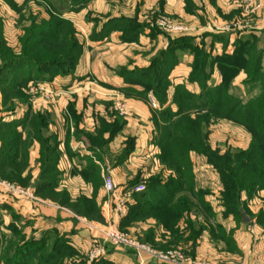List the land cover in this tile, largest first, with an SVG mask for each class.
Returning <instances> with one entry per match:
<instances>
[{
  "label": "rangeland",
  "instance_id": "374dc122",
  "mask_svg": "<svg viewBox=\"0 0 264 264\" xmlns=\"http://www.w3.org/2000/svg\"><path fill=\"white\" fill-rule=\"evenodd\" d=\"M238 1H230L231 9L238 6L231 16V12H222L224 5L217 0H210L209 4L206 0H184L181 13L166 11L164 0H0V23L6 42L4 50L0 49V148L5 147L11 157L16 156L17 146L26 147L25 154L17 153L18 160L22 159V168L29 171L26 175L20 171V178L31 177L29 154L33 144H39L34 167L38 168L36 181L29 178L23 184L18 177L2 175L0 179L33 190L42 201L32 202L50 203L68 211L73 207L64 205L67 200L69 204H79V209L89 207L95 219L81 220H85L90 230L96 231L90 224L104 229L111 224L129 239L157 252L181 251L193 264L226 261L256 264L257 259L264 260V185L253 191L243 190L237 209L236 204L228 206L227 202H234V198L224 195L222 170L214 163H224L231 154L234 157L245 153L253 139L250 128L243 119L234 117L236 109L225 99L233 98L235 104L236 100L245 104L253 98L264 99V19L259 31L252 28L257 17L264 18V6L258 15L257 8L247 7L246 0ZM207 4L211 15L216 13V17L234 20L231 27L237 33L234 40L228 34L231 30L226 28L212 25L214 29L208 33L205 29L209 21L200 20L201 28L194 34L197 30L192 13L205 12ZM177 25L182 28H174ZM249 26H252L250 30ZM40 30L42 34L63 37V41L44 38L38 34ZM116 41L120 62L111 67V59L108 62L103 57L102 62H97L96 75L92 68L95 59L98 56L101 60L99 53L110 45L115 46ZM70 51L66 57L64 53ZM11 58L17 59L16 63L6 66L3 62ZM20 59L25 64L19 66ZM56 60L66 62L58 67L60 70L55 76L76 77L84 72L89 77L83 85H78L86 99L98 94L100 86L107 89L97 78L104 75L99 72L100 68L113 73L122 83L114 99L95 98L101 111L96 112V117H88L92 125L76 127L83 117L74 110L73 98L79 88H72V105H68L75 126L72 132L54 131L49 125L50 116L31 110L32 93L42 91L46 100L56 95V91L42 83L45 71L57 70L55 64L46 67L42 61ZM31 76L32 79L25 81ZM129 95L140 96L152 111L153 136L151 144L144 148L136 147L139 139L136 132L132 135L125 131L130 115L126 103ZM151 97L155 99V106ZM118 102L125 105L127 113L120 112ZM22 109L20 118L17 115ZM258 114H264V109ZM263 121L259 124L263 125ZM175 129L177 135L173 133ZM72 139L81 140L77 148L70 145ZM148 149H152L149 154ZM42 150L50 151L56 167L48 177L44 176L53 180L51 188L39 195L35 185L42 177L45 158ZM64 154L75 156L87 165L94 161L99 168L106 164L115 166L130 158L131 164L124 166L130 177L123 180L120 176L118 179L110 176L114 188L107 191L103 179L98 177L99 170L91 167L92 179H85L93 187L91 194L71 196L66 187L73 190L76 180H61L57 171ZM140 186L142 190L136 191ZM101 187L104 191L99 195ZM0 191L4 192L1 188ZM125 193L132 199L129 204L123 197ZM97 198L109 202L112 212L117 214L111 223L106 221L103 205ZM123 201L128 209L125 215L118 208ZM143 208H148L147 212L139 213ZM242 213L248 219L246 222ZM8 241L4 242L0 233V264H36L51 249L43 244L35 258L31 252L17 257L14 240ZM112 246L132 251L141 264V256L134 248ZM211 248L225 259L213 261V254L206 255V250ZM98 252L101 254L104 250ZM148 260L164 264L149 255L145 263ZM89 264L103 263L94 260Z\"/></svg>",
  "mask_w": 264,
  "mask_h": 264
},
{
  "label": "crops",
  "instance_id": "0c3cea01",
  "mask_svg": "<svg viewBox=\"0 0 264 264\" xmlns=\"http://www.w3.org/2000/svg\"><path fill=\"white\" fill-rule=\"evenodd\" d=\"M164 1L166 11L180 13L183 11L184 0ZM206 1L209 4L210 0ZM217 1H219L220 4L224 5L222 9L223 13L226 14L228 12H231V16L236 13L235 8L238 6H233V8L231 9V0ZM252 1L253 6H251V9L253 10L257 8L258 15H260L261 8L264 6V0ZM208 4L206 5L207 8L205 12L199 10L196 13H192L194 15L193 18L195 19L194 29L196 28L197 30L196 32H194V34H197L199 31L198 29L201 28L199 25L200 20L206 22L209 21V27L205 29L208 33L211 32L210 30L214 29L213 26L226 28L228 30H231L228 34L229 36H231V40H234L232 38H235V35H237V33L235 32L236 30L233 31L231 28L232 25H234V20L222 19L219 16L216 17V13H213L214 15H211L209 11L210 6ZM237 12H239L238 9ZM257 18L258 21L256 22V24H254L255 26H249L248 30L251 29L250 27L254 28V30H260V24H262L264 18ZM239 25L240 24H238V26ZM117 45L118 44L116 41L115 46L110 45L109 49H106L105 51L99 53V55L102 56L101 60H98L97 56V58L95 59L96 62L92 66L93 72L96 75L98 74L96 73V71L98 72L97 69L99 68V66H97V62H102L103 57L104 60L108 62L109 59H111L109 63L111 67H113V64H115L116 62H120L119 60H117L119 58L120 50L117 48ZM99 72H103L104 75H100L101 77L97 76V78L100 79L102 83L104 82L103 84H106L104 86H107V89L102 88L101 86L98 89L101 91L104 90L105 92L99 91L98 94L90 95V99H86V95H84L83 92L84 90L78 87L79 84L82 83L83 85V82L87 78H89L85 77L84 72L82 74L78 73L76 77H72L71 75L55 76L53 78L45 79V81L42 83L45 84L47 89L56 91V95H54L52 98H49V100H46V94L44 92L42 93V91H38V93L36 94L32 93L31 101L33 102V104L31 110L34 112H45L48 116H50L51 122L49 123V125H51V128L54 131L56 130L58 132H64L69 130L72 132L74 131L75 126L71 121L72 115L70 113V106L68 105H72V88H79L77 96L73 98L74 110L77 114L83 116V119L81 118L82 121L80 120L79 123L76 124V127L82 129V127L87 126V124L92 125V123H90L91 121L88 120V117H91L92 115L96 117V112L100 110L99 103L98 105H96L95 101L97 99L100 100L101 98H103L102 96H104V98H106L105 100L108 101L114 99V97L119 94L118 86L120 84L122 85L118 77H116L113 73L108 71L104 72L102 68L99 69ZM87 100L89 101L88 103ZM91 103H94L95 105H92ZM126 103L130 109V115L127 117V127L125 131L131 133L132 135H135V132L138 134L139 139L136 146L137 148H144V146L147 147L151 144V138L153 136L151 126L152 111L150 109V106L140 96L129 95V97L126 99ZM20 112L21 113H18L17 116L21 118L23 117V109ZM80 141L72 139L70 145L74 148V146H79ZM151 150L152 149H148V154ZM77 151L80 152L79 149H77ZM38 154L39 144L35 142L29 154V169L31 170L29 174H31V181H36L38 178V168H34L36 165ZM67 155L64 154L63 157L59 159L57 171L61 180H76L77 185L73 190L69 189V187H66V190H68L71 196L80 195L81 193H83L84 195L91 194L90 192L93 191V187H91L85 181L86 178L92 179V177L89 175L91 167H96L99 170L98 177L103 179V181L105 174H108V176H112L114 179H118L120 176L123 180H127L130 177V172L125 170L124 168V166H128L129 164H131L132 159L130 158L122 162L121 164H115V166L106 164L105 166L102 165L101 168H99L94 161L87 165L84 164L83 161L76 160V158H74L75 156L71 157ZM27 172L29 171H24L23 175L28 174ZM103 187L100 188L99 195H101V192L104 191ZM32 188L34 189V187ZM118 192H120L121 194L122 189ZM125 195H129V193H125ZM129 197L127 198L128 204L132 202L131 197L130 199ZM97 200L101 205H103V214L106 218V221L111 223V220L115 215L117 216V214H114V212H112V206L109 204V202L101 200L99 198H97ZM69 211L66 209L58 208L50 203L32 202L23 198L12 197L7 193L0 191V233L4 237V242L8 243V240H10L11 238L12 240H14L13 245L16 246V252L22 249V247H25V250L23 249L21 252V256L25 253L31 252V255L33 256V258H35V256L38 255V251L41 246L43 247V244L47 245V247H51V249L47 252L45 264H56L60 261L66 262L65 264H89L90 261L94 260L102 263H104L105 261L108 262L107 264H139L132 251L123 247H113L112 244L105 241V238L102 234L99 235L98 233H96V231L90 230L87 224L84 222L85 220H81L88 219L87 217L80 216L74 213V211L71 209ZM98 250H104V252L101 254H96ZM71 251L72 253H74L69 254V252ZM212 254L214 255L212 256V259L215 262L225 259L224 256L220 257L216 255L218 253L216 251H212V248L206 250V255ZM233 263L226 261L222 264ZM144 264L159 263H157L156 261L148 260ZM256 264H264V260L257 259Z\"/></svg>",
  "mask_w": 264,
  "mask_h": 264
},
{
  "label": "trees",
  "instance_id": "16d2710c",
  "mask_svg": "<svg viewBox=\"0 0 264 264\" xmlns=\"http://www.w3.org/2000/svg\"><path fill=\"white\" fill-rule=\"evenodd\" d=\"M38 34H41V36H44V38H56V34L52 35L51 33L42 34V31L40 30V32ZM52 39V40H53ZM55 40H61L63 41V37L62 38H56ZM45 40L42 39V42H44ZM4 46H6V42L4 40L3 37V31H2V25L0 23V49L3 51L4 50ZM27 46V43H26ZM25 46V47H26ZM71 53H64L65 56H70L69 54ZM62 55V54H61ZM63 56V55H62ZM61 56V58L63 59V57ZM11 61H8V59H6L3 63L6 66H10L12 67V65L14 63H16L17 59H10ZM43 64H45L44 66L47 67V65H53L55 64L57 67V70L53 69L51 72H47L45 71V76L44 79L47 78H52L53 76H55L57 74V72L60 70V68H58L59 66H63L65 64V60H56V61H42ZM49 62V63H48ZM24 63V61L22 59H20L19 66L22 65ZM51 63V64H50ZM25 64V63H24ZM59 64V65H58ZM225 64L228 66H230V68H233L231 63L225 62ZM54 66V65H53ZM48 76V77H47ZM33 77H28L25 79V81H28L29 79H32ZM40 79V78H39ZM41 79H43V77H41ZM19 85V84H18ZM221 96H219L218 98H220ZM226 101H231L232 106L236 109V112L234 113V117H238L240 118L252 131L253 133V139H252V143L249 147V149L245 152V153H237L235 155H233L234 157H232L231 155H228L227 157L229 158V160L225 161L224 163H219L217 161H214L215 165L218 166L219 168H221V172L223 175V184L225 187V191H224V195L225 196H230L234 198V202L228 201L227 204L228 206H234L233 204H236L235 206H237L235 209H237L239 207V203H240V193L243 190H247V191H253L254 189H256L257 187L264 185V121L262 120V117L264 119V114L259 115L258 112L262 109H264V99L261 101V97L260 98H253L251 100H249L247 103L242 104L241 100H236V104L234 103L233 98H227L225 99ZM217 103V102H216ZM235 104V106H234ZM215 106H217V104H214ZM213 105V106H214ZM234 112V110H233ZM263 121V125H260L261 122ZM261 121V122H260ZM260 123V124H259ZM176 127V126H175ZM173 133L175 135H177V130H173ZM263 140V141H261ZM45 147V146H44ZM45 148H49V147H45ZM16 156H9L8 152L5 150V147L0 148V175H2L3 177H7V178H14V177H18V179L23 183L26 184L29 180L30 177H23L20 178V171H25V168H22V159L18 160L17 157V153L18 152H23V154L26 153V147H22V145L20 147H16ZM42 154L44 155V161L43 164L44 166L42 167V177L40 180L37 181V184L35 185V191L37 194L41 195L43 192H46L47 189L51 188V184L50 182L53 184V180L52 179H47L48 175L51 174L52 172H50L52 169H54V167H56V159L54 160L50 154V151H43L42 150ZM10 157V158H9ZM93 168V167H92ZM47 176V177H44ZM50 180V181H49ZM52 180V181H51ZM102 180V179H101ZM43 196V195H42ZM233 203V204H232ZM71 205L73 207V210L75 211V213H77L80 216H85L87 217L89 220L95 219L94 216H92V214L89 211V207H85V209L87 210H83V209H79V207L77 205V203L73 202L72 204H69V201H65L64 205ZM83 205V204H81ZM180 207H187V206H181ZM148 208H143L139 210V213H145L147 212ZM135 215H138L135 213ZM129 214L126 218H129ZM98 219V218H97ZM22 252V249L18 250L16 252V256L18 257ZM47 254H45L41 259H39L37 264H45L46 263V256ZM20 257V256H19ZM57 258V257H56ZM57 261V260H55ZM108 262H105L103 264H107ZM18 264V263H15ZM57 264V263H56Z\"/></svg>",
  "mask_w": 264,
  "mask_h": 264
},
{
  "label": "built area",
  "instance_id": "2783aa9c",
  "mask_svg": "<svg viewBox=\"0 0 264 264\" xmlns=\"http://www.w3.org/2000/svg\"><path fill=\"white\" fill-rule=\"evenodd\" d=\"M247 6H253V1L252 0H246ZM260 6V5H257ZM174 28H182L181 25H177ZM151 103L155 106L156 102L153 97L150 98ZM117 108L120 110L121 113H127V110L125 108V105L121 102L117 103ZM104 185L107 191H112L114 188V182L113 179L110 176H105L104 177ZM0 188L6 192L8 195L12 197H19V198H26L31 200H37V201H42L40 198L34 195V191L31 190L28 187H24L18 184H14L12 182L2 180L0 179ZM143 186L137 187L136 191H141ZM125 201L128 203L127 198L129 195L123 196ZM125 201L120 202L118 204L119 211L122 212V215H125L127 213V206L124 204L126 203ZM98 233L104 234L105 239L112 244L115 245H124L128 246L131 248H134L137 252L138 255H140V263L144 264L145 263V257L147 255L153 257V259L158 260L159 262H162L164 264H193L192 261L188 260L185 258L183 252L178 251V250H173L169 249L166 252H157L154 249H151L147 245H141L139 242L133 241V239H129V237L125 236L122 234L118 229H116L114 226L111 224L109 225L108 228L104 229L98 226H94L90 224ZM98 252L97 254H99ZM144 255V257H142ZM194 264H203L200 262L194 263Z\"/></svg>",
  "mask_w": 264,
  "mask_h": 264
},
{
  "label": "water",
  "instance_id": "95a60500",
  "mask_svg": "<svg viewBox=\"0 0 264 264\" xmlns=\"http://www.w3.org/2000/svg\"><path fill=\"white\" fill-rule=\"evenodd\" d=\"M243 215V221H247L248 219L244 216V213H242Z\"/></svg>",
  "mask_w": 264,
  "mask_h": 264
}]
</instances>
